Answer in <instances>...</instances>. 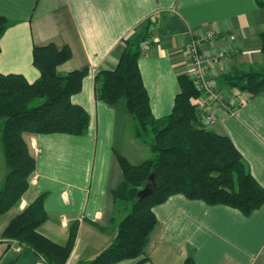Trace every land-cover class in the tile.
<instances>
[{
  "label": "crops",
  "instance_id": "obj_1",
  "mask_svg": "<svg viewBox=\"0 0 264 264\" xmlns=\"http://www.w3.org/2000/svg\"><path fill=\"white\" fill-rule=\"evenodd\" d=\"M257 1L0 0V17L8 21L0 36V72L20 73L33 82L39 77L32 63L33 46L49 42L68 46L72 55L57 70L88 67L71 101L89 116L80 135L23 133L35 168L20 201L0 215V264H46L41 256L24 252L22 245L2 236L10 220L41 194L46 218L38 227L40 234L64 245L70 225L77 223L64 264L91 260L113 240L114 220L123 216L113 197L123 177L118 156L138 165L151 154L148 143L133 134V121L124 106L112 107L95 97L94 76L115 68L122 38L139 30L146 19H155L153 44L143 45L138 66L152 114L161 118L172 110L178 75H192L193 41L200 40L199 52L204 56L223 53L209 72L217 83L222 72L264 64L259 36L264 30V7ZM226 91L224 100L242 103L229 112L207 100L213 123L206 126L231 138L264 187V96L249 98L238 89ZM4 167L0 145V176ZM153 211L157 224L145 254L115 264L138 260L139 264H183L188 255L195 264H264V204L246 216L227 205L173 194Z\"/></svg>",
  "mask_w": 264,
  "mask_h": 264
},
{
  "label": "trees",
  "instance_id": "obj_2",
  "mask_svg": "<svg viewBox=\"0 0 264 264\" xmlns=\"http://www.w3.org/2000/svg\"><path fill=\"white\" fill-rule=\"evenodd\" d=\"M257 3L264 7V1ZM154 21L146 19L139 30L122 38L123 50L115 68L99 70L94 76L96 99L112 107L122 104L133 121V134L148 143L151 154L138 165L118 156L123 177L113 197L123 216L114 220L111 243L82 264H115L145 254L157 224L153 207L173 194L210 205H227L246 216L264 204V187L253 177L231 138L202 123L204 112L193 101L199 91L191 76L178 75L171 112L161 118L153 116L138 58L143 45L153 44ZM7 26V19L1 16L0 36ZM259 36L264 55V30ZM71 55L68 46L57 47L52 42L34 45L32 63L39 71L36 80L29 82L20 73L0 72V145L5 166L0 176V215L20 201L35 168L23 133L80 135L88 126V113L71 101V96L80 91L88 67L57 70ZM218 84L235 87L249 98L264 96V67L222 72ZM147 183L152 192L138 197V191ZM43 198L44 194L39 195L18 212L2 236L22 245L24 252L41 256L46 264H64L76 237L77 223L70 225L64 245L40 234L38 227L46 218ZM139 263L140 260L134 264ZM183 264H195L192 255Z\"/></svg>",
  "mask_w": 264,
  "mask_h": 264
},
{
  "label": "built area",
  "instance_id": "obj_3",
  "mask_svg": "<svg viewBox=\"0 0 264 264\" xmlns=\"http://www.w3.org/2000/svg\"><path fill=\"white\" fill-rule=\"evenodd\" d=\"M208 36H211V33H208ZM199 42L200 40L193 41L190 45L191 58H192V75L191 77L194 80V83L199 84L200 86L205 88V91H208L214 101H219V96L217 93H213L212 86L215 83V77L209 74L215 68L218 59L223 56V53H218L213 56H204L199 52ZM212 99V100H213ZM230 102V101H229ZM226 102L227 104L229 103ZM242 102L238 100H234L228 105H240ZM226 109H230L232 112L234 108L228 107L225 103L223 104ZM199 106L203 109V114L201 115V121L204 125H211L213 123V116L207 112L204 108L205 105L203 103H199Z\"/></svg>",
  "mask_w": 264,
  "mask_h": 264
},
{
  "label": "rangeland",
  "instance_id": "obj_4",
  "mask_svg": "<svg viewBox=\"0 0 264 264\" xmlns=\"http://www.w3.org/2000/svg\"><path fill=\"white\" fill-rule=\"evenodd\" d=\"M153 30V29H152ZM153 34V33H152ZM259 66H263L264 67V64L263 63H261V64H258ZM219 84L217 83V80H215V83H214V86H212V91H213V93H217V95L219 96V101H215V102H217L218 104H221V105H223L224 103L228 106V107H230V108H234L236 105H228L227 103H226V101L227 100H224V98L222 97L223 95H225V93L227 92L226 90H231V91H233L234 89H237V88H235V87H220V86H218ZM195 86H196V88L198 89V91H199V95H198V97L196 98V99H194L193 101H196L198 104L199 103H203V105H207L206 104V101L207 100H211L212 101V97H211V95H210V93L208 92V91H205V88L204 87H202V86H200L199 84H197V83H195ZM225 90V93L223 92V90ZM228 93V92H227ZM223 94V95H222ZM225 98H226V96H225ZM214 100V99H213ZM239 106V105H238ZM237 107V106H236ZM235 107V108H236ZM204 108L207 110V107L206 106H204ZM233 111V110H232ZM212 115V114H211ZM210 125H208V127H209ZM146 148L149 150V152H150V149H149V147L148 146H146ZM120 205L118 206V209L120 210Z\"/></svg>",
  "mask_w": 264,
  "mask_h": 264
},
{
  "label": "water",
  "instance_id": "obj_5",
  "mask_svg": "<svg viewBox=\"0 0 264 264\" xmlns=\"http://www.w3.org/2000/svg\"><path fill=\"white\" fill-rule=\"evenodd\" d=\"M151 178V177H150ZM152 186L147 183L142 189H140L137 193L138 197H145L146 195L152 192Z\"/></svg>",
  "mask_w": 264,
  "mask_h": 264
}]
</instances>
